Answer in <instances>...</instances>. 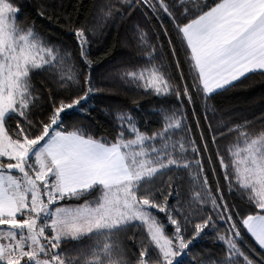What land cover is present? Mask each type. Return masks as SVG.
<instances>
[{
    "label": "snow or ice",
    "instance_id": "1",
    "mask_svg": "<svg viewBox=\"0 0 264 264\" xmlns=\"http://www.w3.org/2000/svg\"><path fill=\"white\" fill-rule=\"evenodd\" d=\"M94 8L91 27L66 18L69 52L22 26L13 0H0V264H192L209 232L223 247L199 264H264V112L236 122L212 103L249 74L264 75V0H98ZM117 26L142 53L120 79L157 98L160 120L148 128L116 108L106 113L109 140L74 118L89 117L102 91L89 36ZM245 232L255 246L241 244Z\"/></svg>",
    "mask_w": 264,
    "mask_h": 264
},
{
    "label": "trees",
    "instance_id": "2",
    "mask_svg": "<svg viewBox=\"0 0 264 264\" xmlns=\"http://www.w3.org/2000/svg\"><path fill=\"white\" fill-rule=\"evenodd\" d=\"M97 2L98 0H13L14 5L20 9L18 22L22 26H34V30L42 38L69 52H75L76 45L75 37L69 31L66 18L71 17L73 27L82 25L91 27L95 23L94 5ZM41 11H45L46 16L39 15ZM89 38L91 40L89 58L92 61L93 84L102 91L92 97L91 115L89 117L77 116L74 120H78L98 138L105 136L109 140L113 138L115 126L111 116L106 113L113 112L116 108L133 111L141 119L142 124L147 122L148 128L158 127L160 116L157 115V111L160 105L157 103V98L146 97L142 91L132 90L120 79L123 71L131 70L142 63V53L137 50L132 34L119 26L104 27L94 36L90 34ZM161 60L166 61V57H162ZM77 67L85 73L88 71L86 67L79 64ZM37 86H39V78H37ZM133 100L139 101L141 111L135 110ZM212 103L217 106L225 120L230 118V114L231 119L236 122H242V117L254 119L264 112V75L249 74L247 78L237 82L236 87L218 95ZM72 122L68 121V123ZM256 126H260L258 122ZM228 142L230 138L223 141V143ZM183 183L185 192L190 195V184L187 180ZM225 194L227 196V192ZM227 198L234 204L239 203L238 197L227 196ZM173 202L174 200L170 199V203ZM158 215L163 218L162 213ZM214 236V232H209L207 238L195 242V247L190 253L192 264H199L210 253L220 252L223 247L222 242L215 241ZM121 241L126 245H131V242L125 240L123 235ZM245 242L255 246L254 240L246 232L241 244L244 245ZM257 250L259 251L258 248Z\"/></svg>",
    "mask_w": 264,
    "mask_h": 264
}]
</instances>
